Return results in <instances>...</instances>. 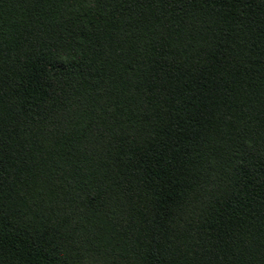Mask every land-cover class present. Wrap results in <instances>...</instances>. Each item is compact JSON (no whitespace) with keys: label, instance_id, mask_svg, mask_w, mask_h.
I'll use <instances>...</instances> for the list:
<instances>
[{"label":"trees","instance_id":"16d2710c","mask_svg":"<svg viewBox=\"0 0 264 264\" xmlns=\"http://www.w3.org/2000/svg\"><path fill=\"white\" fill-rule=\"evenodd\" d=\"M0 264H264V0H0Z\"/></svg>","mask_w":264,"mask_h":264}]
</instances>
